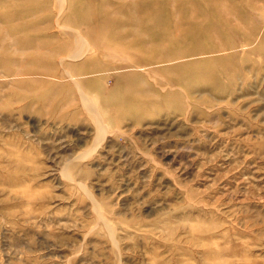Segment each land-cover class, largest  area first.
<instances>
[{"label": "rangeland", "instance_id": "rangeland-1", "mask_svg": "<svg viewBox=\"0 0 264 264\" xmlns=\"http://www.w3.org/2000/svg\"><path fill=\"white\" fill-rule=\"evenodd\" d=\"M0 264H264V0H0Z\"/></svg>", "mask_w": 264, "mask_h": 264}, {"label": "bare ground", "instance_id": "bare-ground-1", "mask_svg": "<svg viewBox=\"0 0 264 264\" xmlns=\"http://www.w3.org/2000/svg\"><path fill=\"white\" fill-rule=\"evenodd\" d=\"M58 2V1H57ZM61 2V1H60ZM219 3V2H218ZM191 4V3H190ZM220 4V3H219ZM193 5V4H192ZM61 6V5H60ZM195 7V6H194ZM224 9V8H223ZM64 10V9H63ZM60 11V10H59ZM195 11H196V9H195ZM62 12V11H61ZM179 12V11H178ZM177 12V13H178ZM188 12L190 13H192V12H194V9H193V7L191 8V9H188ZM196 13V12H195ZM61 14V13H60ZM175 14V12L173 13V15ZM176 15V14H175ZM61 29V28H60ZM179 29V28H178ZM74 30V29H73ZM14 41V40H13ZM82 43H84V42H82ZM88 48V47H87ZM135 67V66H134ZM136 68H138V69H142L143 67L142 66H137ZM145 68V67H144Z\"/></svg>", "mask_w": 264, "mask_h": 264}]
</instances>
